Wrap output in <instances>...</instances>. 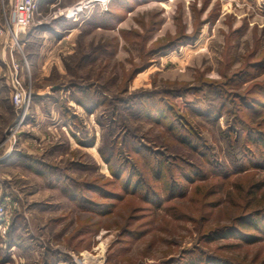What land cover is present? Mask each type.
I'll return each instance as SVG.
<instances>
[{
    "label": "rangeland",
    "instance_id": "obj_1",
    "mask_svg": "<svg viewBox=\"0 0 264 264\" xmlns=\"http://www.w3.org/2000/svg\"><path fill=\"white\" fill-rule=\"evenodd\" d=\"M79 1L50 0L17 43L14 0H0V264H185L200 250L264 264V236L206 237L254 210L264 170L182 174L214 158L249 163L226 135L233 108L260 115L237 93L264 103V0H112L73 13ZM188 120L201 150L178 139ZM157 156L174 164L160 179ZM129 158L146 178L136 193L124 190ZM148 182L162 202L147 200Z\"/></svg>",
    "mask_w": 264,
    "mask_h": 264
},
{
    "label": "trees",
    "instance_id": "obj_2",
    "mask_svg": "<svg viewBox=\"0 0 264 264\" xmlns=\"http://www.w3.org/2000/svg\"><path fill=\"white\" fill-rule=\"evenodd\" d=\"M255 64H256L255 66L261 67L264 65V61L257 62ZM237 76L241 77L242 74H239ZM220 90L222 91L223 89L220 88ZM237 94L238 95H235V99L233 100H236V98L238 97L239 100H241L242 106H247V108L250 109V111H252L253 113L256 112V114H258L260 112V115H261L264 112L263 111L264 103L261 102L260 104H262V107H258L256 106L255 101L249 100L247 98L248 93L244 95L241 93H237ZM169 104L172 105V103H169ZM167 105L168 104H166V106ZM241 108H242L241 106H238V109H236V107L233 108L232 118L230 119L231 126L229 127V131L226 136L227 137L230 136L229 138L230 141H234V140L237 141L240 139L242 140L240 153L243 154V159H245L246 157H249V163L246 164V162L244 163L241 162L240 161L241 158L234 159L232 161L233 165L219 162V160H216V158H214L215 160L209 159L207 163H210L211 167L209 169L206 168L207 171L203 169L202 165L192 164L190 165L192 168L190 171L185 168L183 169V166H182V171H183L182 174L185 179L192 182L193 178H197L201 176L202 178H206L210 175L209 172L215 173L217 175H221L224 178H226L233 174L247 170L249 166L250 167L252 166L256 169L264 170V127H263L264 126V116L260 118V115H253L254 118L248 117V120H247L246 117H242V116L240 117V113L238 112L241 110ZM198 111H200L202 115L207 116V117H212V116L217 117V115L221 113V109L219 111L214 108L199 109L197 110V112ZM187 123L184 124L185 128L182 130L183 133H181L178 139L183 143H187L201 150V148L203 147L198 146V144L192 140V136H193L192 134L195 135V132L193 131V129H191V126H190V124L192 123L189 120ZM236 125H238L239 127L237 130H236L237 128ZM170 129L173 130L174 126L172 125ZM241 130L245 132V134L243 135V138L241 136ZM233 132H235V135H236L235 138H231L232 137L231 135H233ZM252 142L255 148L254 150H253L252 145H250ZM125 144L126 143H124V145ZM136 151L138 152L139 150L137 149ZM256 153H260V155H257ZM237 157L238 156H236L235 158ZM156 158H157L156 160L157 170L155 172H156L157 178L160 179L164 176L163 174V171L165 168L164 163L167 166H171L173 162L169 158H167L166 161L163 158H160V156H157ZM179 159H183V158H179ZM129 163L131 164L132 170L124 179V190L126 192L136 193L137 191H139L140 187L146 183L145 182L146 178L141 174L142 176L138 177L137 179H134L135 174H137L136 168H138L136 158L134 160L132 158H129V160L127 161V164ZM185 165H189V163H185ZM167 169H170V168H167ZM119 174L120 173H118V176L120 177ZM121 178H123V176ZM176 182L177 181H175V183L173 182V184L169 188L171 196H175L174 194L178 193L177 191L181 186L180 183L178 182L176 183ZM86 186H91L94 188L98 187L97 185L93 186L92 184H86ZM263 187H264V183H261V182L254 183L253 185L254 189L250 191L253 194V198H251L250 201L247 202L248 208L252 202H255L253 204L255 206L254 210L247 212L246 214H243L239 217H236L235 219L238 221L237 226L229 227L226 233L222 232L223 230H225L226 227H223L224 229L214 230L210 232V234L206 235V237L209 240H211L213 238L215 239L223 238V237H228L230 234H236L237 236H239V238H241L242 242L255 243L257 241L262 240L263 238L262 236H264V198L262 199L258 198L255 193L258 192V190L262 189ZM151 190H152V187L150 183L148 182L146 185L147 200H149V202H152V203L153 202L160 203V201L162 202L163 200H162L159 190L154 189V187L151 193V197H149V193H150L149 191ZM105 193L108 195L109 194L113 195L119 199L122 197V195H120L119 193H113L109 191ZM97 205L99 207L103 206L105 208V209L103 208L105 211L110 210L112 206V205H106V204L104 205L97 204ZM243 209H245V207H243ZM101 211L105 213V211L103 210ZM243 226L253 227L255 231H250L244 228ZM125 231L126 233H129V234H132V233L135 234V232H132L130 230L127 231V229H125ZM260 234H263V235H260ZM239 244H242V243H238V245ZM220 248L221 246L218 247L217 249H220ZM195 251L196 250H191L188 252H191L192 254V253H195ZM173 263L178 264V261H173ZM260 263H264V262H260ZM185 264H249V263H245V261L238 260L229 255H223L221 253H217L216 251L207 252L204 250H200L197 252L196 256L194 255L191 256V258L187 260Z\"/></svg>",
    "mask_w": 264,
    "mask_h": 264
},
{
    "label": "built area",
    "instance_id": "obj_3",
    "mask_svg": "<svg viewBox=\"0 0 264 264\" xmlns=\"http://www.w3.org/2000/svg\"><path fill=\"white\" fill-rule=\"evenodd\" d=\"M112 0H81L72 7L73 13L82 12L85 8L92 7L95 5L106 6ZM41 11V0H14L12 9L13 22L10 23L11 35L14 41L18 43L17 32L19 29H23L31 25L36 16L40 15ZM4 29L0 28V35L4 33ZM13 99L15 103H22L23 91L17 90Z\"/></svg>",
    "mask_w": 264,
    "mask_h": 264
},
{
    "label": "crops",
    "instance_id": "obj_4",
    "mask_svg": "<svg viewBox=\"0 0 264 264\" xmlns=\"http://www.w3.org/2000/svg\"><path fill=\"white\" fill-rule=\"evenodd\" d=\"M50 0H41V7H44L48 4ZM62 1V0H61ZM63 1H68V2H73V1H77V0H63Z\"/></svg>",
    "mask_w": 264,
    "mask_h": 264
}]
</instances>
